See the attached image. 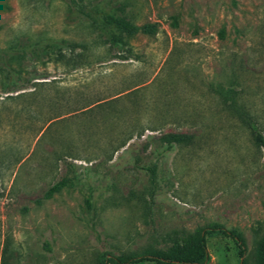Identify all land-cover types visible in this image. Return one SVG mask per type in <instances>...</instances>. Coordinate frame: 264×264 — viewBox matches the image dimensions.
<instances>
[{
  "label": "rangeland",
  "instance_id": "obj_1",
  "mask_svg": "<svg viewBox=\"0 0 264 264\" xmlns=\"http://www.w3.org/2000/svg\"><path fill=\"white\" fill-rule=\"evenodd\" d=\"M34 90L0 106V264H97L213 224L255 263L264 0H0V100ZM206 248L238 263L223 235Z\"/></svg>",
  "mask_w": 264,
  "mask_h": 264
},
{
  "label": "trees",
  "instance_id": "obj_2",
  "mask_svg": "<svg viewBox=\"0 0 264 264\" xmlns=\"http://www.w3.org/2000/svg\"><path fill=\"white\" fill-rule=\"evenodd\" d=\"M108 20L111 21L112 28L119 36L131 37L138 33L146 35L153 33V25L138 27L122 18L109 17ZM36 95V90H34L17 95L6 96L0 100V106L10 101L14 102L23 100L25 98H35ZM104 104L106 103H100L96 106L102 107ZM53 119L54 118L44 121L41 127L45 123L51 122ZM130 136L122 141L118 149L125 145V140H128ZM182 139H187V137L167 135L163 138V141L167 143L166 149L169 151L172 150L174 143H178ZM256 142L260 146L264 147V141L261 137H257ZM151 172H153V170H151ZM67 183V179H63L62 181L58 182L48 190L46 197L49 198L54 193L59 192L64 186L67 185ZM211 235H223L231 239L238 249L239 259L237 264H250L248 258L246 257V249L241 234L234 229L228 230L218 224L199 227L192 232L181 231L172 233L167 237L164 245L161 248L157 250L146 251L144 254H120L118 256H114L102 253L99 256L97 264H139L144 261H149L153 264H208L209 255L206 248V237ZM254 264H264V239H262L258 245Z\"/></svg>",
  "mask_w": 264,
  "mask_h": 264
}]
</instances>
